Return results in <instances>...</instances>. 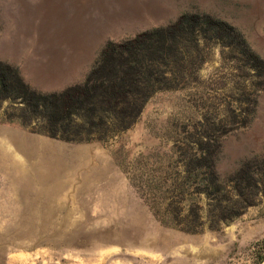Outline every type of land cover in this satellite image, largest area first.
I'll return each instance as SVG.
<instances>
[{"label":"rangeland","instance_id":"obj_1","mask_svg":"<svg viewBox=\"0 0 264 264\" xmlns=\"http://www.w3.org/2000/svg\"><path fill=\"white\" fill-rule=\"evenodd\" d=\"M185 15L200 39L171 67L176 79L104 142L49 137L31 105L25 127L21 99L0 103V264L264 261V201L194 233L160 216L176 201L182 215L215 203L193 193L208 174L185 173L201 143L228 181L220 199H235L229 181L247 162L264 179V0H0V63L31 91L59 93L84 81L107 44Z\"/></svg>","mask_w":264,"mask_h":264},{"label":"trees","instance_id":"obj_2","mask_svg":"<svg viewBox=\"0 0 264 264\" xmlns=\"http://www.w3.org/2000/svg\"><path fill=\"white\" fill-rule=\"evenodd\" d=\"M195 20L196 17L185 15L166 27L143 32L120 43L107 44L84 81L59 93L40 95L31 91L15 69L0 63V103L21 99L18 118L25 127L31 121L24 118L30 113L29 108L38 110L43 126L36 131L49 137L75 142H104L130 128L156 91L170 88L168 84L176 79L171 67H176L184 57L185 44L200 39L198 34H193L194 29H189L188 23ZM202 25L211 26L207 22ZM198 147L199 154L184 159L185 173L193 169L208 174L193 193L197 196L204 194L208 201L215 203L210 210L207 203L204 216L196 203L182 215L185 210L181 201L168 204L160 212V216L165 217L162 223L190 233L202 230L206 222L209 229L216 228L246 208L264 201L263 175L251 162L244 164V169L229 181L235 199H220L218 193L224 191L228 181L216 175L212 146L201 143ZM178 191L182 194L184 188ZM154 214L159 215V210Z\"/></svg>","mask_w":264,"mask_h":264},{"label":"bare ground","instance_id":"obj_3","mask_svg":"<svg viewBox=\"0 0 264 264\" xmlns=\"http://www.w3.org/2000/svg\"><path fill=\"white\" fill-rule=\"evenodd\" d=\"M261 264H264V261Z\"/></svg>","mask_w":264,"mask_h":264}]
</instances>
